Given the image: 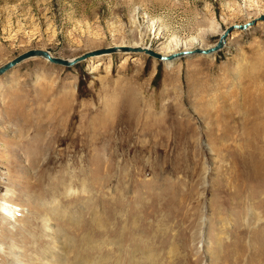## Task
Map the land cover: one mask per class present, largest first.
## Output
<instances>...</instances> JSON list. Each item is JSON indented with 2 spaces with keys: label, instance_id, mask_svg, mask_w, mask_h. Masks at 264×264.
Instances as JSON below:
<instances>
[{
  "label": "rangeland",
  "instance_id": "rangeland-1",
  "mask_svg": "<svg viewBox=\"0 0 264 264\" xmlns=\"http://www.w3.org/2000/svg\"><path fill=\"white\" fill-rule=\"evenodd\" d=\"M261 13L264 0H0V65L31 48L215 45ZM239 31L174 63L117 51L2 74L0 264H264V21Z\"/></svg>",
  "mask_w": 264,
  "mask_h": 264
},
{
  "label": "water",
  "instance_id": "water-1",
  "mask_svg": "<svg viewBox=\"0 0 264 264\" xmlns=\"http://www.w3.org/2000/svg\"><path fill=\"white\" fill-rule=\"evenodd\" d=\"M257 21H264V13H261L259 16L257 17H253L250 20L241 23V24H237L236 25V30H246L249 27L253 26L254 24H256ZM235 29H229L226 28L219 36V38L216 41V44L213 47L207 48L205 50H193L191 52H187V51H183V52H179L178 54L172 55V57H182V56H186V55H208L211 54L213 52H217L222 45L224 44V41L227 37V35L234 31ZM117 51H121L123 53L125 52H136V53H141L143 52L144 54H147L148 56L155 58L157 60H165L166 57L160 55L159 53H157L155 50L150 49V48H143L140 46H108V47H104V48H95L93 50H90L88 52H84L78 55H75L71 58H64V57H59V56H54L52 55L48 50L45 49H41V48H31V49H27L21 53H18L17 55H15L14 57H12L11 59H9L8 61H6L5 63L0 65V76L4 73H6L7 71H9L10 69H12L14 66H16L17 64L23 62L26 59L32 58V57H38V58H43L46 59L48 62L52 63V64H56V65H60V66H64V67H70L75 65L76 63L82 61L83 59L89 57V56H94V55H99V54H109L112 52H117Z\"/></svg>",
  "mask_w": 264,
  "mask_h": 264
},
{
  "label": "bare ground",
  "instance_id": "bare-ground-1",
  "mask_svg": "<svg viewBox=\"0 0 264 264\" xmlns=\"http://www.w3.org/2000/svg\"><path fill=\"white\" fill-rule=\"evenodd\" d=\"M246 30H247V29H246ZM241 33H242V32H240L239 30H234V31H232V38H233V37H236L235 35H240ZM192 40L196 41V39H192ZM227 43H228V40H225V41H224V44H227ZM116 46H140V47H143V48H150V49H153V48L150 47L149 45L143 46V45L140 44V43H136V44H134V45H126V44H122V45H116ZM213 46H214V44H212V45H208V46H203L201 43H197V46H196V47L186 46V47H184V48H183L182 50H180V51H175V50H171V49L164 48V47H162V48H160V49H153V50H155V51H156L157 53H159L160 55L166 57L165 60H161V61H163V62H167V63H174V60H175L176 57H172V55L175 56V54H178L179 52H183V51L191 52V51L196 50V49H199V50H205V49L210 48V47H213ZM214 53H215V52H213V54H214ZM140 54H144V53L141 52ZM211 54H212V53H211ZM211 54H210V55H211ZM208 56H209V54H208ZM132 58H134V59H132L133 61L139 60V57L136 56V55H135V57H132ZM177 59H178V58H177ZM45 60H46V59H45ZM93 64H94L93 67H95V68H98V67H100V66L102 65V63H100V61H96V62H94ZM11 206H13V204H10L9 202H8V203H1V202H0V215H1L2 217L7 216V213L12 209ZM11 256L14 257V255H11ZM15 257H16V256H15ZM14 259H16V258H14ZM14 263H15V264H21V262H19V260H18V261L16 260ZM14 263H13V264H14Z\"/></svg>",
  "mask_w": 264,
  "mask_h": 264
}]
</instances>
